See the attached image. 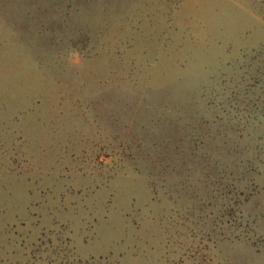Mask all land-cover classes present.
Instances as JSON below:
<instances>
[{"label":"rangeland","instance_id":"1","mask_svg":"<svg viewBox=\"0 0 264 264\" xmlns=\"http://www.w3.org/2000/svg\"><path fill=\"white\" fill-rule=\"evenodd\" d=\"M0 264H264V0H0Z\"/></svg>","mask_w":264,"mask_h":264}]
</instances>
